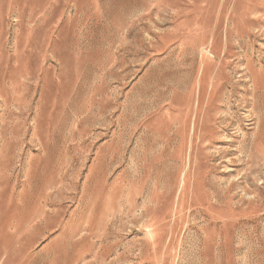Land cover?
Segmentation results:
<instances>
[{"label":"rangeland","instance_id":"1","mask_svg":"<svg viewBox=\"0 0 264 264\" xmlns=\"http://www.w3.org/2000/svg\"><path fill=\"white\" fill-rule=\"evenodd\" d=\"M0 264H264V0H0Z\"/></svg>","mask_w":264,"mask_h":264}]
</instances>
